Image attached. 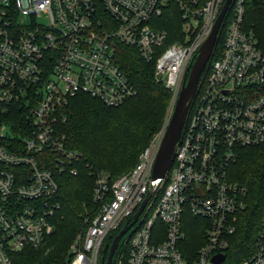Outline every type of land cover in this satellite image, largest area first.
<instances>
[{"label":"built area","instance_id":"1","mask_svg":"<svg viewBox=\"0 0 264 264\" xmlns=\"http://www.w3.org/2000/svg\"><path fill=\"white\" fill-rule=\"evenodd\" d=\"M172 1L180 30L166 41L160 16ZM224 1L0 0V264L53 229L57 173L74 172L80 156L56 128L70 97L87 93L114 106L136 93L114 59L122 43L153 63L172 109ZM248 1L227 3L215 34L221 48L213 53L214 40L164 174L152 178L151 167L167 121L132 168L112 179L91 171L92 213L82 216L62 260L39 264H97L104 237L126 223L112 264H215V253L224 260L246 193L227 169L237 148L264 141V46L244 24ZM187 211L198 228L189 239ZM238 264H264V212Z\"/></svg>","mask_w":264,"mask_h":264},{"label":"trees","instance_id":"2","mask_svg":"<svg viewBox=\"0 0 264 264\" xmlns=\"http://www.w3.org/2000/svg\"><path fill=\"white\" fill-rule=\"evenodd\" d=\"M248 2L244 13L245 24L264 46V0ZM159 26L168 32L166 41L177 37L175 34L180 30V19L175 2L172 1L160 16ZM221 39L218 34L214 44L215 54L221 48ZM114 59L136 87V93L118 105L108 106L96 97L79 92L60 109L63 119L58 120L56 128L63 134L65 145L79 151L80 156L73 162L74 172L57 173L58 188L50 200L58 206L48 217L52 231L36 247L28 245L13 252L11 264L62 260L82 216L90 215L94 208L91 171L101 168L112 179L132 168L139 152L157 130L169 99V90L154 76L153 63L145 61L136 49L122 43L117 44ZM204 72L205 68L200 78ZM227 176L244 186L245 206L237 213L236 229L229 238L225 258L219 264H238L239 259L250 250L264 212V141L237 148ZM187 217L191 219L187 221ZM196 219L190 212L184 213L186 239L198 232ZM188 223L195 226L191 227ZM116 231L111 230L103 242L109 241ZM102 246L103 243L99 255L106 252L102 251ZM97 264H101L99 259Z\"/></svg>","mask_w":264,"mask_h":264},{"label":"water","instance_id":"3","mask_svg":"<svg viewBox=\"0 0 264 264\" xmlns=\"http://www.w3.org/2000/svg\"><path fill=\"white\" fill-rule=\"evenodd\" d=\"M229 0H225L220 11L218 12L211 29L204 40L200 43L197 53L191 60L186 71L182 76L181 85L177 92L173 107L171 109L167 124L161 136L158 150L154 157L152 167H151V177L158 178L161 177L173 155V149L175 143L179 137L182 122L185 117V113L191 98L193 97L199 79L200 73L207 62L210 55L211 49L214 44L216 30L221 21V18L226 9ZM144 203V198L141 200L138 208L133 214L132 220H135L137 214L141 210ZM129 223L124 224L111 238L110 242H103L102 251H106L99 256V262L101 264H111V257L117 242L126 230ZM223 253H215L210 257V260L217 264L223 259Z\"/></svg>","mask_w":264,"mask_h":264},{"label":"rangeland","instance_id":"4","mask_svg":"<svg viewBox=\"0 0 264 264\" xmlns=\"http://www.w3.org/2000/svg\"><path fill=\"white\" fill-rule=\"evenodd\" d=\"M39 21H42V22H44L45 21V19L44 18H42V17H39V18H37ZM245 20V19H244ZM244 24H245V21H244ZM245 26H247L246 24H245ZM169 99H168V102H167V105H166V108H165V111H164V114H163V116H162V118H161V122H160V124H159V126H158V128H157V130H155L154 132H153V134L154 133H156L158 130H159V128L163 125V123L165 124L166 123V121H167V118H168V116H169V113H170V110L171 109H169ZM152 134V135H153ZM152 135H151V137H152ZM150 137V138H151ZM149 138V139H150ZM149 139H148V141H149ZM148 141H147V143H148ZM134 164V163H133ZM133 164L131 165V166H133ZM130 166V167H131ZM191 218H189V217H187V221H189ZM187 221H185V226H186V223H187ZM189 225H191L190 223H188ZM188 225V226H189ZM195 225H191V227H194Z\"/></svg>","mask_w":264,"mask_h":264}]
</instances>
